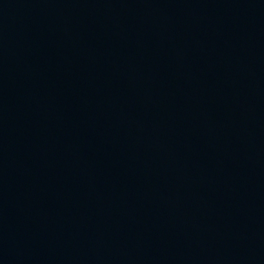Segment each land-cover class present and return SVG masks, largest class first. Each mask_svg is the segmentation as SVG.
Listing matches in <instances>:
<instances>
[{
    "label": "water",
    "instance_id": "obj_1",
    "mask_svg": "<svg viewBox=\"0 0 264 264\" xmlns=\"http://www.w3.org/2000/svg\"><path fill=\"white\" fill-rule=\"evenodd\" d=\"M0 264H264V0H0Z\"/></svg>",
    "mask_w": 264,
    "mask_h": 264
}]
</instances>
